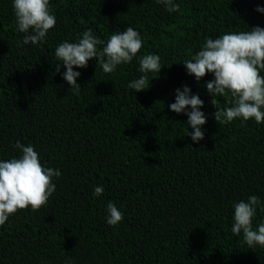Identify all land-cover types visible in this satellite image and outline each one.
Returning a JSON list of instances; mask_svg holds the SVG:
<instances>
[{
	"label": "trees",
	"instance_id": "1",
	"mask_svg": "<svg viewBox=\"0 0 264 264\" xmlns=\"http://www.w3.org/2000/svg\"><path fill=\"white\" fill-rule=\"evenodd\" d=\"M174 2L180 11L157 0H50L57 23L46 41L20 46L13 0H0V160L21 155L19 140L61 171L47 205L0 226V264H264V248L231 231L236 202L256 195L264 204V123L219 125L205 87L213 74L198 82L183 64L206 38L264 27L256 11L264 0ZM128 26L141 33L140 53L112 73L96 59L74 68L81 90L71 93L56 47L87 29L106 43ZM146 54L164 67L136 93L128 84L144 75ZM184 85L208 117L198 143L187 136L188 116L169 107ZM109 202L124 214L116 226ZM260 223L258 207L253 227Z\"/></svg>",
	"mask_w": 264,
	"mask_h": 264
},
{
	"label": "clouds",
	"instance_id": "2",
	"mask_svg": "<svg viewBox=\"0 0 264 264\" xmlns=\"http://www.w3.org/2000/svg\"><path fill=\"white\" fill-rule=\"evenodd\" d=\"M163 3L169 12L180 11V5L174 0H157ZM17 30L26 35L20 46L39 45L46 41L48 32L57 23L50 0H13ZM256 11L264 13V7ZM77 42H62L55 49V56L66 68L63 79L71 86L69 91L79 94L81 85L77 78L81 76L74 68H87L89 61L96 59L104 73L114 72L119 65L131 63L143 48L141 33L128 26L124 31L113 33L105 43L95 36L91 29L85 30ZM103 45L102 49L98 46ZM188 75L199 82L209 73L214 79L206 82V89L212 97L210 103L217 109L212 115L219 125L228 124L237 118L247 121L254 119L256 123H264V27L254 26L249 31L229 32L217 38H206L194 56L183 62ZM164 66L157 54H146L139 60L141 75L128 84L137 92L151 87L148 73H160ZM61 66L57 67L60 72ZM225 107L217 103V97H228ZM170 109L188 116L187 125L192 128L187 133L195 142L203 140L207 123V115L200 109L204 101L198 94H192L191 88L184 85L176 89L175 102ZM190 107V111H188ZM21 155L8 160H0V226L19 210L38 211L48 204L56 191L54 178L61 176L59 169L45 167L40 154L34 146H25L19 140L14 145ZM103 186L94 187V195L100 196ZM233 235L240 236L249 248L257 245L264 248V223L253 227L257 208L264 211V204L256 195L247 201L240 200L234 205ZM107 223L116 226L122 222L124 214L118 207L107 204Z\"/></svg>",
	"mask_w": 264,
	"mask_h": 264
}]
</instances>
